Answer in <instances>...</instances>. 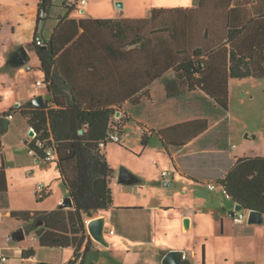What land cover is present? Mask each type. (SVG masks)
<instances>
[{
    "label": "crops",
    "instance_id": "crops-1",
    "mask_svg": "<svg viewBox=\"0 0 264 264\" xmlns=\"http://www.w3.org/2000/svg\"><path fill=\"white\" fill-rule=\"evenodd\" d=\"M64 1L54 7L58 15L50 36L64 16L78 23L85 22L79 36L84 35V41L90 44L71 48L68 58L71 69L76 72L80 95L90 104H113L120 114L117 117L126 121L124 133L128 123H136L142 140L145 133L148 135L147 144L142 142L145 149L158 143L153 146L156 170L146 173L144 169H132L140 177V186L124 188L118 196L112 188L121 185L115 173L111 182L114 205L95 217L105 220L108 247L93 239L88 253H85V247L80 251L73 247H43L34 236L31 248H18L17 254L23 258V252L32 249L35 255L28 260L33 264H86L92 250L115 252L127 249L129 243L151 246V264H163L170 251L182 252L183 261L188 259L192 264H264V233L260 226L264 220L260 224H250L249 213L243 211L247 215L245 222L236 223L235 216L230 215L237 203L217 183L243 158L234 153L229 127L225 126L228 111L203 91L191 92L184 81L175 77L173 69L155 81L152 75H147L151 66L153 68L148 55L164 58L165 54L162 48H156L155 38L167 42L169 34L141 32L139 35L150 38L146 48L123 47L116 30L97 22L128 21L130 27V21L149 19L155 10L197 9L199 0H122L121 9L117 8L116 0H87L86 5L71 11L62 6ZM28 2L0 1V8L14 9L11 21L7 22L8 26L13 25L11 30L0 17V117H9L12 108L29 104L38 96H43L46 101L51 98L40 58L33 47L37 32L46 40L50 37L46 38L39 30L40 0H33V5ZM245 8L260 12L264 10V0H254L244 5L243 10ZM137 35L128 34L129 40H134ZM21 45L28 49L31 62L19 69L11 68L7 65L9 56ZM29 66L32 71L28 70ZM233 80H229L230 97ZM40 81L42 84L37 85ZM23 119L19 122L14 114L9 131L14 130L16 136L4 138L0 148L4 149L0 151V168L7 180V192L0 193V210L3 217L10 216L17 222L24 221L13 218V212H52L60 209L65 198L70 197L69 191L67 193L58 186L60 182L65 187L58 167L56 170L48 166L52 162L30 152L31 127L27 119ZM10 147L13 153L8 152ZM165 171L172 173V177L163 178ZM14 174L21 182L18 189L11 184ZM165 181L172 187H164ZM212 183L217 185L215 190L209 188ZM40 185L45 187L43 192L50 193L43 201L37 199ZM186 220H189V227ZM42 249L59 250L58 259L41 261L39 251Z\"/></svg>",
    "mask_w": 264,
    "mask_h": 264
},
{
    "label": "trees",
    "instance_id": "trees-1",
    "mask_svg": "<svg viewBox=\"0 0 264 264\" xmlns=\"http://www.w3.org/2000/svg\"><path fill=\"white\" fill-rule=\"evenodd\" d=\"M253 1L199 0L197 9L155 10L149 19L130 21V27L128 21L97 22L116 30L123 47L146 48L150 38L139 35L141 32L169 34L167 42L155 38L156 48H162L165 54L164 58L148 55L153 68L147 75H152L155 81L173 69L175 77L184 81L191 92L203 91L228 111L231 78L264 79V10L261 13L256 9L243 10L244 5ZM56 4V0H40L39 24L48 19ZM62 6L69 11L77 7L66 1ZM42 13L45 18L41 17ZM60 20L49 39L36 33L35 38L43 39V46L37 45L35 38L33 41L51 98L43 107L26 104L12 108L8 115L20 114L27 119L37 135L29 148L40 159L45 160L48 149L55 151L58 158L51 162L56 163L74 207L52 212H13L12 217L28 224L26 233L35 232L43 247H73L77 251L85 247L88 253L93 240L87 231V221L114 205L111 182L115 170L104 150L115 143L109 139L111 134L123 135L126 121L117 117L113 104H90L83 100L68 58L71 48H82L87 42L84 35L79 36L85 22L68 20L67 16ZM128 34L138 35L129 40ZM147 140L145 133L144 145ZM102 143L106 144L105 148L101 147ZM217 183L235 203L246 210L264 213V156L240 158ZM6 192L7 180L0 168V193ZM49 196L50 193L42 192L37 199L43 201ZM39 222L43 225L38 226ZM34 255L32 249L23 252L24 259ZM181 264L192 263L187 259Z\"/></svg>",
    "mask_w": 264,
    "mask_h": 264
},
{
    "label": "rangeland",
    "instance_id": "rangeland-1",
    "mask_svg": "<svg viewBox=\"0 0 264 264\" xmlns=\"http://www.w3.org/2000/svg\"><path fill=\"white\" fill-rule=\"evenodd\" d=\"M28 1L29 5H33V0ZM61 1L62 0H58L56 5L61 4ZM13 11L14 9L9 6L0 8V17L1 19H5L6 25L8 24V21H11ZM51 13V17L46 23L45 21L40 23V33H44L46 38L50 37L51 27L57 21V9L53 8ZM7 27L11 30L13 25L10 24L9 26L7 25ZM26 31L27 30L24 31V35ZM19 47L15 49L17 50ZM15 116L19 122H23L24 119L20 114H15ZM14 126L16 125L14 124ZM225 126L226 128L227 126L229 127L231 143L235 154H239L241 157L264 156V79L249 78L242 81L233 80L231 85L228 121ZM2 136L3 138L1 139L3 141L4 138L6 140L8 138L13 139L16 134L14 130H10ZM153 144L151 147L145 149L142 144V133L139 126L134 122L128 123L126 125V132L124 135H121V143H110L106 149L107 160L115 170L117 179L122 168L129 170L133 174H135V172H133L132 169H144L146 173H149L150 171L154 172L156 167L153 165V148H155L153 146H157L155 144L158 143ZM4 148H6V146ZM8 152L13 153V148L10 147ZM47 165L57 170L55 163H48ZM135 175L138 176L137 174ZM11 177V184L18 189L21 183L18 180V176L14 174V176ZM177 178L179 179L178 176ZM162 184L164 186V183ZM58 186L60 189H64L68 193V190L62 185V183L58 182ZM117 186H112V188L118 196L120 190L124 188L138 187L140 185ZM27 226L28 224L17 222L10 216H4L3 219L0 220V253L9 258L8 264H33L28 259H24L21 255H18L17 249L21 247L28 249L31 248V245L34 243L33 238L34 236L36 237L35 232L26 233L25 240L21 242L13 240L14 233L21 228L25 230ZM260 226H262L264 233V222L260 224ZM138 234V238H141L140 233ZM141 245L142 246H133L128 243L127 249L123 250L124 248H121L120 251L116 250L115 252H109L105 249H101L102 251L92 250L87 255L86 264H151L153 255L150 248L151 246L148 248L146 244ZM59 252V250L55 249H42L39 251V257L41 261L53 262L58 259ZM201 258H203V254H201Z\"/></svg>",
    "mask_w": 264,
    "mask_h": 264
},
{
    "label": "water",
    "instance_id": "water-1",
    "mask_svg": "<svg viewBox=\"0 0 264 264\" xmlns=\"http://www.w3.org/2000/svg\"><path fill=\"white\" fill-rule=\"evenodd\" d=\"M116 6L117 8L121 9L123 8L122 0H116ZM43 49H46V46L43 47ZM31 62V56L29 54L28 49L25 46L19 47L17 50L11 53L9 56V59L7 61V65L11 68H22L26 65H28ZM46 104V100L43 96H38L37 98L33 99L31 102H29L30 106L34 107H43ZM120 115L119 113L117 114ZM11 124V120L7 116H1L0 117V148L2 147V140L1 136L3 134H6L9 131V126ZM82 134L83 131H80ZM36 135L35 131L31 129L30 131V137H34ZM140 178L137 177L135 174L130 172L129 170L122 168L118 175V183L125 186H133L138 183H140ZM165 187H172L170 182L165 181L164 182ZM74 207V202L72 197H67L64 202L60 205V209H72ZM241 211H247L249 213L248 215V222L250 224H260L264 220V213L261 211L256 210H246L244 206L241 204H236L235 211L230 215L231 217H234L238 212ZM186 226L189 227V220H186ZM43 225L42 222L38 223V226ZM87 231L88 234L91 236V238L105 246L108 247L109 244L105 239V220L103 218H94L90 219L87 223ZM26 238V232L23 228L18 230L13 235V240L16 242H21L25 240ZM184 259V254L180 251H170L166 254V256L163 259V264H181Z\"/></svg>",
    "mask_w": 264,
    "mask_h": 264
},
{
    "label": "built area",
    "instance_id": "built-area-1",
    "mask_svg": "<svg viewBox=\"0 0 264 264\" xmlns=\"http://www.w3.org/2000/svg\"><path fill=\"white\" fill-rule=\"evenodd\" d=\"M66 2H67V4H69V5H76V6H84V5L87 4V0H66ZM41 17L45 18L46 15L42 13V14H41ZM35 41H36L37 45H39V46H43V45H44L43 39H42L40 36H37V37L35 38ZM28 70H29V71H32L33 68L29 66V67H28ZM41 84H42L41 81H40V82H37V85H41ZM8 118H9L10 120H13L14 115H10ZM32 130H33V129H32ZM36 136H37V135H35V136L32 137V138H35ZM109 139H110L111 141L115 142V143H121V136H120L118 133H113V134H111ZM105 146H106L105 143H102V144H101V147H102V148H105ZM30 152H31L32 154H35L34 151L31 150V149H30ZM57 158H58V156H57V154L55 153V151H54L53 149H48V150H47L45 161H47V162H51V161L56 160ZM172 175H173V174L170 173V172H167V171L163 172V178H170V177H172ZM216 187H217V185H216L215 183H212V184L209 185V188H210L211 190H215ZM38 189H39V192L42 193V192L44 191L45 187H44L43 185H40ZM224 191H225V190H224ZM225 193L227 194L226 191H225ZM227 195H228V194H227ZM228 196H229V195H228ZM2 217H3V212L0 210V220L2 219ZM246 218H247L246 213H244L243 211L238 212V213L235 215V222L238 223V224H241V223L245 222ZM87 223H88V222H87ZM112 233H113V232H112ZM8 260H9V258H7L6 256H4V255H2V254L0 253V264H4V263L8 262Z\"/></svg>",
    "mask_w": 264,
    "mask_h": 264
}]
</instances>
